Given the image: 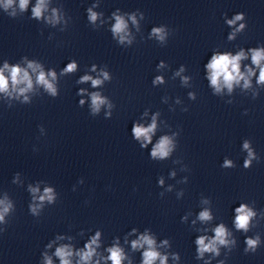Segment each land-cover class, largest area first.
<instances>
[{"label": "clouds", "instance_id": "obj_1", "mask_svg": "<svg viewBox=\"0 0 264 264\" xmlns=\"http://www.w3.org/2000/svg\"><path fill=\"white\" fill-rule=\"evenodd\" d=\"M17 0H3L5 11L13 8ZM31 0H18V8L21 13L27 12ZM52 0H36L31 8L29 19L43 23L51 28H57L64 32L72 22L61 0H56V6H51ZM101 0L94 2L86 8V19L93 30H99L108 26L112 39L118 46L129 48L137 43V36L140 40H154L161 47L167 46L169 38L175 30L166 24L153 26L145 38L142 31V21L145 14L136 9L135 11H123L116 8L109 16H105L100 8ZM10 18L16 17L15 10L9 14ZM225 25L230 29L227 41L233 42L238 36L243 34L247 28V17L244 12H237L228 17L223 15ZM49 35V39H52ZM170 65L160 60L156 65V71L160 74L152 79V86L159 87L166 85L165 71ZM80 71V64L76 59H71L59 71L55 67H47L45 63L36 58L22 56L16 62L4 59L0 66V104L7 108L19 105H31L34 98L47 95L52 99L60 96V81L64 77L73 76ZM187 66L181 64L176 69L171 79L179 78L181 87H192V76L186 75ZM208 82V88L213 96L224 99L225 94L229 97L224 102L233 104L234 94L239 89L243 95L251 93V98L256 100L262 90H264V42L253 47H238L232 51L221 50L218 46L212 50L208 61L204 64V77ZM114 77L107 64L98 65L93 63L86 68L84 73L76 79V85H88L89 87H79L76 95L78 107L87 105L89 115L100 116L103 112L104 119H111L116 109L115 102L105 94V86L113 81ZM188 99L195 101L197 94L195 91L188 92ZM168 97L162 98L164 103L168 102ZM175 105H183V101L176 97L174 105L170 106V111H175ZM181 111L187 112L188 107L183 106ZM247 109L245 115H247ZM167 129V131H163ZM41 135H46L43 125L39 126ZM182 129L172 130L166 120L161 119L159 110L152 112L151 108H145L141 116L134 120L131 127V137L139 145L141 150H148L149 159L154 162H164L172 160L175 165H180L179 171H190L181 158L173 159L179 147V136ZM159 133V135H158ZM33 151H38L33 148ZM241 151L246 153L243 160V168L250 169L253 163H260L261 157L253 147L251 139H244ZM223 169H233L237 167L236 161L225 156L220 165ZM177 177V169L173 168L168 173V179ZM12 184L19 187L25 186V178L20 172L13 175ZM83 184L81 178L78 181ZM188 177L184 176L177 180V184H187ZM157 186L163 191L159 193L163 198L166 193L173 192L175 185L166 184L163 175L158 177ZM26 191L30 196L28 212L34 218H40L44 210L49 206L56 205L60 194L56 187L46 180H36L26 185ZM75 191V186L73 187ZM185 190L183 188L176 191L177 199L183 198ZM87 203V202H86ZM200 210L191 220V227L198 235L193 241L195 245V260L201 264H226L229 255L238 247V238L235 233L244 234V253L255 254L264 245L261 233L247 235L254 227H258V216L264 218V211H258L254 205L241 201L234 209L232 227L230 228L223 220L218 223L212 208L210 197L201 195ZM251 205V206H250ZM16 212V203L8 191H0V235L7 232ZM193 216L191 211L181 217V222L186 223L189 217ZM199 224L200 227H196ZM87 238L83 240L82 246H78L77 236L84 238L86 231L81 229L77 235L69 233H56L44 245L40 254L39 264H137L136 253H139V264H182L181 254L173 251L171 238L160 239L158 234L150 227H145L142 231L138 227H132L123 237L114 236L110 244H105L103 230L100 228L87 230ZM222 249L225 250L222 253ZM223 254L224 259H219Z\"/></svg>", "mask_w": 264, "mask_h": 264}]
</instances>
